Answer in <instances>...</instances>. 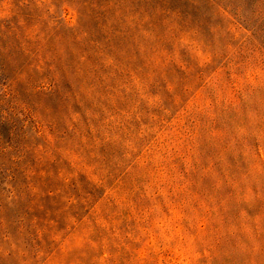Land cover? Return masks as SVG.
Returning a JSON list of instances; mask_svg holds the SVG:
<instances>
[{
    "label": "rangeland",
    "instance_id": "obj_1",
    "mask_svg": "<svg viewBox=\"0 0 264 264\" xmlns=\"http://www.w3.org/2000/svg\"><path fill=\"white\" fill-rule=\"evenodd\" d=\"M0 264H264V0H0Z\"/></svg>",
    "mask_w": 264,
    "mask_h": 264
}]
</instances>
